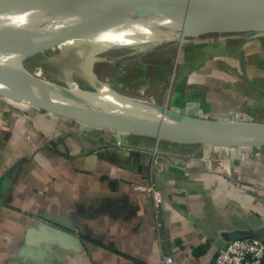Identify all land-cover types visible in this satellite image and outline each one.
Masks as SVG:
<instances>
[{
  "label": "crops",
  "instance_id": "crops-1",
  "mask_svg": "<svg viewBox=\"0 0 264 264\" xmlns=\"http://www.w3.org/2000/svg\"><path fill=\"white\" fill-rule=\"evenodd\" d=\"M208 41L175 68L177 107L264 122V33ZM93 85L149 104L107 80ZM135 138L139 149H128L112 131L0 97V264H215L228 232L263 231L264 147L239 156L217 146L209 158Z\"/></svg>",
  "mask_w": 264,
  "mask_h": 264
},
{
  "label": "water",
  "instance_id": "water-1",
  "mask_svg": "<svg viewBox=\"0 0 264 264\" xmlns=\"http://www.w3.org/2000/svg\"><path fill=\"white\" fill-rule=\"evenodd\" d=\"M16 13H28L30 18L60 28L67 36L66 41L71 38H96L106 34H121L142 40L137 44L123 43L107 46L113 49L181 42L189 37L207 34L255 33L259 35L264 33V0H0V14ZM155 19H157L156 23H148L147 29L157 39L142 38L144 33L134 30V33L130 32L134 24H145ZM166 22L180 24V26L174 31H165L164 25L168 24ZM0 97L17 98L16 102L28 103L35 107H37L36 104L49 106L59 100H72L95 116L104 126L102 129L155 138L159 141L164 139L180 144H200L206 147H239V156L243 153V147L249 149L264 147V123L262 122H250L257 127V130L247 134L237 133L229 136L215 131L210 134L211 136L205 134L201 136L183 130L166 131L153 126L122 125L107 116L94 101L78 95L41 96L28 91L0 87ZM152 106L163 110L171 117L184 118L195 123L210 124V126L221 124L228 126L238 123L203 120L175 114L159 105ZM41 110L74 120L87 127L97 129L103 127L49 109ZM121 140L124 142L123 138ZM263 231L235 230L228 232L225 238L228 242L240 239L263 240Z\"/></svg>",
  "mask_w": 264,
  "mask_h": 264
},
{
  "label": "rangeland",
  "instance_id": "rangeland-1",
  "mask_svg": "<svg viewBox=\"0 0 264 264\" xmlns=\"http://www.w3.org/2000/svg\"><path fill=\"white\" fill-rule=\"evenodd\" d=\"M130 29L131 33H134V31L140 33L141 30H143L142 25L133 26ZM227 36L231 35L207 34L204 36L189 37L181 42L114 49L107 48L106 46L115 45L121 39H124L127 43L133 42L136 38L116 34L104 43L106 46L91 42V40L86 38H71L66 41L67 45L69 44L67 49L59 46L56 51L49 54L47 60L38 59L33 61L34 65H39V67L29 64V60L24 61L23 59L15 58L0 66V76H7L11 73L10 71L14 70L22 71L30 82L56 80L61 86L69 87L67 84H64L65 82L61 83L59 81L64 75L63 68L67 67L80 70L89 76L94 75L99 82H105L107 80L108 83L115 84L118 89L132 96L145 99L146 103L150 105H159L175 114L189 116L187 113L180 111L175 102L177 100L176 91L179 88L177 80H175V68L177 65L182 67L184 64L186 65L185 56L188 55L187 49L190 45L194 46L196 43L208 39L212 41L218 37L223 39ZM50 41L49 39H45L32 47L33 49H28L21 54L25 55L28 54V52L34 53L30 56L34 58ZM70 41H77V45H72L69 43ZM36 49L38 50L36 51ZM76 81L78 82L79 89L91 92L96 91L93 83L86 80L84 76H77ZM199 119L210 120L206 118ZM105 130H107V128H105ZM114 133L117 135L118 139L116 142L118 144L128 149H139L135 143L133 144L131 140H129L131 137V139L135 141L137 139L135 137L138 136L129 135L128 138V135L125 133ZM121 138L124 139V142ZM153 142H155V140ZM158 145L163 146V152L167 150L175 151V149H178L177 151L194 152L201 155L204 154L205 156L208 155L209 158H212L213 154L218 153L220 149L216 146L206 147L200 144H180L164 139L160 140ZM223 147H226L225 150L230 155L235 153L238 154L240 149L239 147ZM260 149L263 150V148ZM162 150L158 151L160 152ZM242 150V154H244L249 151V148L243 147Z\"/></svg>",
  "mask_w": 264,
  "mask_h": 264
},
{
  "label": "bare ground",
  "instance_id": "bare-ground-1",
  "mask_svg": "<svg viewBox=\"0 0 264 264\" xmlns=\"http://www.w3.org/2000/svg\"><path fill=\"white\" fill-rule=\"evenodd\" d=\"M28 13L19 14H0V66L12 61L15 58L30 61L29 64L34 65L33 61L38 59L47 60L49 54L59 46L67 49L66 34L58 27L44 24L43 22L30 18ZM148 21V20H147ZM157 19L149 20L145 24L136 23L133 26L142 25L144 33L142 38L157 39V37L150 34L147 29V24L156 23ZM146 22V21H144ZM143 22V23H144ZM165 24V31H174L179 25L174 23ZM116 35V34H115ZM114 35L106 34L97 36L96 38H86L97 44L104 45ZM51 40L39 53L31 58V54H21L22 52L33 49L36 44ZM142 40L134 39L133 42H125L124 39L118 41L117 44H137ZM72 45H77V41H70ZM38 49H36L37 51ZM35 51V53H36ZM67 51V50H66ZM22 56H20V55ZM92 63V62H91ZM91 67V66H90ZM64 75L59 81L67 84L69 87L61 86L56 80H45L41 82H30L26 75L21 71H10L7 76H0V87L12 90L28 91L41 96H57L60 94L78 95L91 99L94 103L104 111L110 118L114 119L122 125H141L153 126L163 130L174 131L183 130L187 133L211 136L213 132L217 131L224 135L234 136L237 133H251L257 130V127L250 123V121H236L230 125H214L205 123H195L184 118L171 117L159 108H153L150 104H142L135 106L130 104L122 97H119L113 90L106 87L95 86L96 91H85L79 89L77 76H84L86 80L93 83L94 75H86L80 70L71 68H63ZM12 101H17V98H6ZM38 108H45L54 112L62 113L72 118L82 120L84 122L93 123L95 125L103 126L95 116H92L89 111L83 108L80 104L72 100H59L52 105L36 104ZM104 128L101 127V129ZM123 133V132H122Z\"/></svg>",
  "mask_w": 264,
  "mask_h": 264
},
{
  "label": "built area",
  "instance_id": "built-area-1",
  "mask_svg": "<svg viewBox=\"0 0 264 264\" xmlns=\"http://www.w3.org/2000/svg\"><path fill=\"white\" fill-rule=\"evenodd\" d=\"M151 194L154 209L159 212L164 201L161 190L155 183L147 187ZM164 264H174L171 255H164ZM215 264H264V239H240L227 242L219 249Z\"/></svg>",
  "mask_w": 264,
  "mask_h": 264
}]
</instances>
